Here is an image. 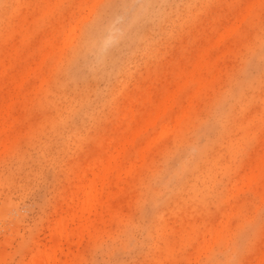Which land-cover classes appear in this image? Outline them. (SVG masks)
<instances>
[{
  "label": "rangeland",
  "instance_id": "1",
  "mask_svg": "<svg viewBox=\"0 0 264 264\" xmlns=\"http://www.w3.org/2000/svg\"><path fill=\"white\" fill-rule=\"evenodd\" d=\"M48 249L264 264V0H0V264Z\"/></svg>",
  "mask_w": 264,
  "mask_h": 264
},
{
  "label": "bare ground",
  "instance_id": "2",
  "mask_svg": "<svg viewBox=\"0 0 264 264\" xmlns=\"http://www.w3.org/2000/svg\"><path fill=\"white\" fill-rule=\"evenodd\" d=\"M109 36H107L106 37V39L105 40H102V42L100 43V46H103V45H105V42H109V39H110V37L108 38ZM62 43H64L63 42V40H62ZM23 82V81H22ZM10 97V96H9ZM11 104V103H10ZM6 105V104H5ZM6 106H8V105H6ZM5 106V107H6ZM157 116V115H156ZM156 116H155V119H157L156 118ZM156 121V120H155ZM155 121H154V123H155ZM10 123V122H9ZM154 125V124H153ZM168 126V125H167ZM149 127V126H148ZM163 127V126H162ZM173 127V126H172ZM167 127H165L164 126V128H162L161 129V131H160V137H161V134L163 135V133L164 132H167L166 129ZM164 129V130H163ZM162 131H164V132H162ZM133 133V132H132ZM129 135V134H128ZM131 136H132V134H131ZM130 136V137H131ZM134 138H135V136H134ZM125 140H127V139H125ZM134 140V139H133ZM129 141V140H128ZM153 142V138H152V141H151V143ZM121 143H123V142H121ZM149 143V142H148ZM121 145V144H120ZM127 145V144H126ZM123 148V147H122ZM118 151V150H117ZM119 151H120V149H119ZM123 151V150H122ZM121 151V152H122ZM139 154V153H138ZM109 155V154H108ZM141 156V155H140ZM105 157V156H104ZM112 156L110 157V159H109V161H107L106 160V165L103 167V170H102V174L100 175H97V177L103 182L102 183V185H104V182H105V180L106 179H108V176L113 172V170L115 169V167H116V163L113 165V164H111L112 162L111 161H113L112 159ZM108 159V158H107ZM114 159V158H113ZM179 164V163H178ZM98 168V167H97ZM181 172V171H180ZM179 173V172H178ZM93 180V179H92ZM97 180H95V182H96ZM92 182V181H91ZM97 185V184H96ZM93 186H95L94 184H93ZM93 186H87V188H85L86 186H84V190H83V192H82V199L80 200V205H78V206H80V208H79V211H81V213L82 214H84L83 212H85V211H87V213H89L88 211L90 210V209H92L98 202H99V198H98V191L96 190V188H92ZM113 187V186H112ZM100 194V193H99ZM80 197V196H79ZM79 199V198H78ZM77 207V206H76ZM78 211V210H77ZM90 212H91V210H90ZM71 213V212H70ZM80 213V214H81ZM94 213V212H93ZM74 214V213H73ZM79 214V215H80ZM82 214L78 217L80 220H81V218L83 217L82 216ZM71 215V214H70ZM68 216V215H67ZM88 216V215H87ZM69 217V216H68ZM73 218V217H72ZM58 219H60V218H58ZM75 219V218H74ZM69 220V219H68ZM69 221H71V220H69ZM84 221H85V219H84ZM66 222V221H65ZM68 222V221H67ZM70 223H72V221L70 222ZM55 224V223H54ZM64 225V224H63ZM63 225H59L58 227H57V229H56V232H57V235H60V236H65V237H68L69 236V234L70 233H68V231H67V229L63 226ZM54 226V225H53ZM57 226V225H56ZM74 232V231H73ZM72 234V233H71ZM71 234H70V236H71ZM80 235V234H79ZM81 236V235H80ZM53 237V236H52ZM57 237V236H56ZM55 237V238H56ZM75 238V237H74ZM54 240V239H53ZM50 242H52V240L50 241ZM56 242H57V240H56ZM55 242V243H56ZM52 245V244H51ZM56 245V244H55ZM53 247V246H52ZM56 248H57V246H56ZM55 249V248H54ZM44 250V249H43ZM53 250V249H52ZM48 251H50V252H48ZM48 251L47 252H43L44 254H42V255H37L36 256V258H34L33 257V259H31L32 260V262H31V264H48L49 262H51V261H54L55 260V257L54 256H52V254L53 253H51V249H48ZM53 252V251H52ZM67 263V262H66ZM50 264V263H49Z\"/></svg>",
  "mask_w": 264,
  "mask_h": 264
}]
</instances>
